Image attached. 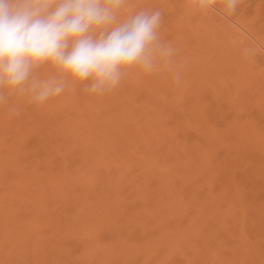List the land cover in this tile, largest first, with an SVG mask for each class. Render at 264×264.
Listing matches in <instances>:
<instances>
[{
  "label": "rangeland",
  "instance_id": "rangeland-1",
  "mask_svg": "<svg viewBox=\"0 0 264 264\" xmlns=\"http://www.w3.org/2000/svg\"><path fill=\"white\" fill-rule=\"evenodd\" d=\"M141 9L179 82L134 68L104 95L0 104V264H264V0L122 18Z\"/></svg>",
  "mask_w": 264,
  "mask_h": 264
},
{
  "label": "clouds",
  "instance_id": "clouds-1",
  "mask_svg": "<svg viewBox=\"0 0 264 264\" xmlns=\"http://www.w3.org/2000/svg\"><path fill=\"white\" fill-rule=\"evenodd\" d=\"M241 0H188L191 10L235 14ZM127 0H0V104L10 96L40 106L67 87L89 94L117 88L131 69L171 71L177 49L161 39L162 12L123 16ZM49 67L54 75L41 77ZM20 110L11 105L13 114Z\"/></svg>",
  "mask_w": 264,
  "mask_h": 264
}]
</instances>
